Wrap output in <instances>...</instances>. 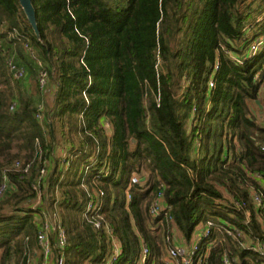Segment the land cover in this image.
I'll list each match as a JSON object with an SVG mask.
<instances>
[{
  "label": "trees",
  "instance_id": "obj_1",
  "mask_svg": "<svg viewBox=\"0 0 264 264\" xmlns=\"http://www.w3.org/2000/svg\"><path fill=\"white\" fill-rule=\"evenodd\" d=\"M31 7L34 25L19 0H0V39L34 50L52 97L38 122L18 88L27 77L13 79L0 42V186L9 184L0 197V264H27L25 248L30 257L39 249L36 216L55 210L66 236L63 264H105L112 239L114 264H141L144 247V264H167L166 237L189 244L208 220L240 233L203 240L208 264L229 254L264 264L241 246L264 243V207L253 201L260 195L264 206V41L249 53L264 40V0ZM159 192L165 209L153 218ZM91 202L100 209L87 212Z\"/></svg>",
  "mask_w": 264,
  "mask_h": 264
},
{
  "label": "built area",
  "instance_id": "obj_2",
  "mask_svg": "<svg viewBox=\"0 0 264 264\" xmlns=\"http://www.w3.org/2000/svg\"><path fill=\"white\" fill-rule=\"evenodd\" d=\"M263 38L259 37L255 39L249 48V53L253 56L262 46ZM24 50L28 54L30 60L34 63L36 70H37V86L39 88V92L43 94L48 86V72L46 70L44 62L35 54L34 50L30 49L27 45L24 46ZM7 68L11 76L15 81L23 82L27 77V70L26 68L16 62L15 59L8 56L7 57ZM209 87L211 89L214 88V81H210ZM15 104L13 103L10 106V110H14ZM44 111V106L42 103L36 105V114L35 118L38 122L43 121L42 112ZM264 150V146L261 147ZM20 162H15L14 167L20 168ZM28 165L24 168V172L28 170ZM46 175V168L45 166L41 167L39 170V179H43ZM138 180L136 177H131L130 185L137 184ZM9 188V184L5 181L0 186V197L4 195V193ZM103 195V193H100ZM130 196H128V199ZM253 201L256 206L264 207L262 203V198L260 195H253ZM234 207L236 209H241L243 204L238 202L234 203ZM100 204L95 205L92 202L88 204L86 211L89 212L91 210H99ZM165 206L162 201V193L159 192L156 199L150 205V215L151 217L155 218L160 216V214L164 211ZM247 218H249V214H247ZM36 223L38 224V229L36 232V244L39 247V252L42 256V264H54L57 261L58 264H63V251L66 246V236L64 230L61 225V221L59 218H56V215H52L47 221L44 219H35ZM91 223L95 227V229H100L101 223L98 219L92 220ZM203 229L194 233L192 240L189 244L179 243L175 240H171L169 237H166V241L172 242L167 248V257L166 262L167 264H208V255L210 251V244L205 246H201V242L203 240L209 239L214 232L225 233L228 237L238 238L240 237V233L236 232V230H230L229 228L225 227V225H221L215 223L211 220L206 221L203 224ZM107 230V235L110 233ZM28 242V238L25 240ZM112 244V253L106 257L105 264H114L116 258L119 253V247L115 240H110ZM244 250L252 252L253 254L257 255L258 258L264 257V243L260 242V240H254L253 242H244L242 245ZM28 247V246H27ZM54 250H56L60 255L58 258L54 254ZM28 248H25V256H27V264H38L36 254L33 259L28 254ZM148 255V249L146 247L143 248L141 264H144L145 259ZM244 261L249 262L250 264H261L258 259H252L251 257H244ZM221 264H240V259L235 255H223Z\"/></svg>",
  "mask_w": 264,
  "mask_h": 264
},
{
  "label": "rangeland",
  "instance_id": "obj_3",
  "mask_svg": "<svg viewBox=\"0 0 264 264\" xmlns=\"http://www.w3.org/2000/svg\"><path fill=\"white\" fill-rule=\"evenodd\" d=\"M4 30H5V27H0V32L4 31ZM247 36H249V34H247ZM0 42H1V45L4 47V49L7 50V55L12 57L13 59L17 60L16 62L22 64L27 70V80L25 81V83H21L18 86L19 92L21 93L22 97L28 99L33 104V106H36L37 104L42 103L44 108H45L46 104L50 103L51 87L49 84L43 94H41L39 92V90L37 89V85H36L37 70H36L34 63L32 62V60H30L28 54L24 50L25 45L23 46V50H24V52H23L21 50V46L20 47H17V46L13 47V45L10 42H8V40L5 41L4 39H0ZM263 90H264V87H263ZM262 102L264 104V95L262 96ZM39 201H40V197H39L38 201L32 205L33 209H35V208L37 209L39 207V205H40ZM53 214L56 215V218L57 219L59 218V220L61 221L60 215H59L57 210H55L54 212L50 211L49 213L44 214L45 216H43L42 219L45 218L47 221H49L50 217ZM36 219L38 220V219H40V217L36 216ZM203 228H204L203 225H200L195 230V232H197ZM35 254L38 256L37 263L42 264V256H41V253L39 252L38 249L36 250ZM166 255H164V259H166ZM31 258L33 259L32 256H31Z\"/></svg>",
  "mask_w": 264,
  "mask_h": 264
},
{
  "label": "water",
  "instance_id": "obj_4",
  "mask_svg": "<svg viewBox=\"0 0 264 264\" xmlns=\"http://www.w3.org/2000/svg\"><path fill=\"white\" fill-rule=\"evenodd\" d=\"M21 3L22 8L24 9L26 15L29 18V21L32 25L35 23V18H34V12L31 7V0H19ZM256 104L258 105V108L260 111L263 110V106L260 105L259 101H256Z\"/></svg>",
  "mask_w": 264,
  "mask_h": 264
},
{
  "label": "crops",
  "instance_id": "obj_5",
  "mask_svg": "<svg viewBox=\"0 0 264 264\" xmlns=\"http://www.w3.org/2000/svg\"><path fill=\"white\" fill-rule=\"evenodd\" d=\"M177 239L179 238V236L176 237ZM179 240V239H178Z\"/></svg>",
  "mask_w": 264,
  "mask_h": 264
}]
</instances>
